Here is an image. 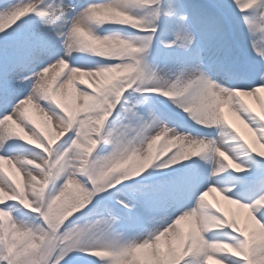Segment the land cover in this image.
Masks as SVG:
<instances>
[{"label": "snow or ice", "instance_id": "obj_1", "mask_svg": "<svg viewBox=\"0 0 264 264\" xmlns=\"http://www.w3.org/2000/svg\"><path fill=\"white\" fill-rule=\"evenodd\" d=\"M262 92L264 0H0V264H264Z\"/></svg>", "mask_w": 264, "mask_h": 264}, {"label": "bare ground", "instance_id": "obj_2", "mask_svg": "<svg viewBox=\"0 0 264 264\" xmlns=\"http://www.w3.org/2000/svg\"><path fill=\"white\" fill-rule=\"evenodd\" d=\"M261 97H264V92L260 93ZM249 100V102L252 104V106L256 109V111L261 112L264 111V108H262V105L253 97H245ZM225 113L228 115L230 121L235 125L237 129L250 141L255 143V136L254 134L249 130V128L243 123V121L235 115L233 112L229 111L227 107H225ZM258 150H264L261 149L259 144L255 145ZM206 200L210 201L213 204H216L218 207H221L231 218V214H237L238 213V219L243 218L247 214V211L244 209H240L237 205L229 204L227 201L224 200L223 196L219 192H212L209 193L206 197ZM173 239H177L178 237H173ZM212 264H215L213 261Z\"/></svg>", "mask_w": 264, "mask_h": 264}, {"label": "rangeland", "instance_id": "obj_3", "mask_svg": "<svg viewBox=\"0 0 264 264\" xmlns=\"http://www.w3.org/2000/svg\"><path fill=\"white\" fill-rule=\"evenodd\" d=\"M73 92L69 89V90H66L65 94L62 96V101L64 103H73ZM78 103V101L76 102ZM30 111V115L32 116V119L36 122V124H38L41 128L45 127V121H44V118H43V115L42 114H39L37 112V110L33 109L30 107L29 109ZM53 125H54V122H53ZM164 139L165 138H162L160 141L157 142V145H156V150L158 151L160 146L163 144L164 142ZM136 161L132 160V161H128L127 165L126 166H133L135 165ZM7 167V165H6ZM18 179H21V182L24 181V179L26 178H21L18 176ZM235 215L237 218H238V213L236 214H231V217ZM241 224H248L250 223L249 219H248V214H246L245 216H243L242 220L239 219ZM190 227H191V222L190 221H184L182 222V225L180 226V229L184 232V233H187L189 230H190ZM173 239V236H169L166 238V240H172Z\"/></svg>", "mask_w": 264, "mask_h": 264}]
</instances>
